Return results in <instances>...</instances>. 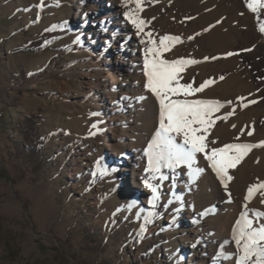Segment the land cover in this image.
I'll return each instance as SVG.
<instances>
[{"label":"rangeland","instance_id":"obj_1","mask_svg":"<svg viewBox=\"0 0 264 264\" xmlns=\"http://www.w3.org/2000/svg\"><path fill=\"white\" fill-rule=\"evenodd\" d=\"M126 8L136 5L130 0ZM105 13L102 0H0V264H238L234 231L251 176L264 182V148L253 149L232 170L227 193L211 200L234 202L229 223H223L225 211H207L211 201L188 203L180 187L170 191L168 184L159 183L153 206L151 191L136 185L150 176L148 163L138 164L134 152L159 131L158 109L129 105L120 84L134 78L146 84L147 77L115 68L125 29L116 30ZM139 15L157 43L180 38L165 53L198 61L185 66L180 83L213 81L202 74L204 66L221 73L203 92L177 98L223 105L214 119H227H216L212 129L224 132L207 139L209 149L264 141V80H255L241 54L259 58L264 34L247 3L142 0ZM45 32L49 46L29 48ZM28 115L35 116V130L25 133L21 123ZM39 142L36 158L28 144ZM127 154L133 156L124 166ZM257 205L264 211V203ZM157 206L160 224L151 232L146 222ZM249 218L254 227L264 225Z\"/></svg>","mask_w":264,"mask_h":264},{"label":"snow or ice","instance_id":"obj_2","mask_svg":"<svg viewBox=\"0 0 264 264\" xmlns=\"http://www.w3.org/2000/svg\"><path fill=\"white\" fill-rule=\"evenodd\" d=\"M124 2L127 7L130 0H124ZM131 2L135 3L136 9L126 11L124 17L135 27L136 35L142 36L141 43L148 45L144 54V70L147 77L145 86L158 99L160 107L159 131L156 132L155 138L148 147V171L154 173L152 179H166L163 175L159 177L155 175L160 173L162 166L171 169L186 166L189 176L195 180L205 171L204 168L196 167L197 154H203L208 166L227 191L229 182L233 180L229 170L235 169L253 149L264 148V141L256 144L231 143L209 149L207 137L216 119H227V116L214 119V114L219 112L223 105L215 100L174 99L173 97L181 95L188 97L203 92L214 81L206 80L197 87H193L192 83H180L182 79L180 74L185 66L198 61L163 58V54L169 51L180 38L164 36L157 43V40L152 38V32H145L146 21L139 15L142 11V0H131ZM39 6L42 8L43 2ZM247 7L258 16L260 9H264V0H250ZM260 31L264 32V23L260 24ZM244 106L247 107V104ZM228 115L232 113L229 112ZM247 134L252 135V132L249 131ZM178 137L182 139V143L177 141ZM145 183L153 193L151 202L155 206L160 199L159 185H153L147 181ZM257 194L264 198V182L250 185L244 199L250 202ZM228 196L231 197V192H228ZM261 202L264 203V199ZM244 209L234 231L235 243L241 252L238 264H264V225L254 227V220L249 218L247 211L248 203L244 204ZM151 215L152 213H149V216ZM261 216H264V213H256V217Z\"/></svg>","mask_w":264,"mask_h":264},{"label":"bare ground","instance_id":"obj_3","mask_svg":"<svg viewBox=\"0 0 264 264\" xmlns=\"http://www.w3.org/2000/svg\"><path fill=\"white\" fill-rule=\"evenodd\" d=\"M103 2L106 5L105 19L109 23H112L113 25H115L116 30H118L119 28L125 29V32L123 34V40L121 43V48L119 50L120 52L118 51V53L120 54V57L122 59L116 60V62L114 63L115 68L121 70L124 74H126V76H138V75L141 76V73L145 72V70H144V54H145V47H146V46H144L145 43H141L142 36L136 35L135 27L124 17V13L126 11H128V9L125 7L124 3L121 0H102V3ZM117 35L118 34H113L110 41H115V37H117ZM107 43H109V40H107ZM228 53H232V52L226 51L223 56H225V58H228L235 63L236 62L235 55L233 54V55L229 56ZM163 58L168 59V60H177L174 53H171V55L168 53H164ZM202 74L206 77H212L213 76L214 77L213 81H215V83H216V82H219V78H220L221 73L220 72L215 73L213 68H207L204 66L202 69ZM117 80H118V78L116 76L114 78V81L116 82ZM145 85L146 84H144V83H142L139 80L134 78V80H132V81L122 82L120 84V87H121V90H123L127 94V96H129V105L138 104V105L144 106L147 110H150V112L151 111L153 112V110L158 109V114H159V118H160L159 101L154 96V94H152L146 88ZM173 98L177 99L178 97H173ZM148 122H150V121H148ZM258 128H259L258 124L254 121L253 125H252V130L257 131ZM222 132H224V131H218V130L211 129L209 134H208L207 139L211 136L216 138ZM143 136H146V134H144ZM154 138H155V136H152V137L147 136V139H148L147 146L144 148L140 147V148L135 150L134 156H135V160L137 161L138 164L140 163L142 165L143 162L148 163V147ZM177 141L179 143H182L181 138L180 139L177 138ZM131 156H133V155L127 154V155L121 156V162L125 163L124 166H129V164H130L129 158ZM242 162H244V161H242ZM196 167L204 168L205 171L203 173H201L198 176V178H196L195 180H193L189 176V174H188L189 170L187 169L186 166H180V167L175 168V169H171V168H168L166 166H162L160 173H157L155 175L157 177H159L160 175H163L164 177H166V179H163V180L152 179L154 173L151 172V174H150V176H148V178H146V179L139 178L140 180L136 181V185L140 186L141 189H147L148 188L150 191H151V189L147 186L145 181H147L148 183H151L153 185H159V183H161L163 185L168 184V188L170 189V191H173L175 188L180 187V189H182V191L185 193V195H186L185 199L188 203H192V202H195L198 200H202V202L204 201L205 203H209L216 196V194L222 196V195H225L227 193V191L224 189L223 185L220 183L218 177L215 175V173L208 166V162L203 157V154H197ZM125 169L127 170L128 167H125ZM232 170L233 169L229 170L230 175L232 173ZM244 170H246L245 167H244ZM255 176L257 177L258 175L253 174L251 176V179L249 180L251 184L260 182V180H257ZM229 184H230V182H229ZM229 189H230V185H229L228 190ZM151 193H152V191H151ZM246 194H247V192H246ZM152 195H153V193H152ZM139 196L144 197L145 195L143 196L142 194H140ZM245 196H243V201H245V199H244ZM177 197L181 198L182 196L178 195ZM262 199L263 198L259 194H257L256 196H254V198L250 202L245 201L246 203H248V207H249L248 214H249V216L257 218L260 221H264V216L256 217V213L257 212L264 213V211L262 209L257 207L258 206L257 203L259 201H261ZM217 200H218L217 203H219L220 206L217 205V203H214L211 201L210 202V204H211L210 209L207 211L209 213L216 214V215L221 214L222 210L225 211L226 214L224 215V218H223L224 222L223 223H226V221L229 223V221H228L229 217L233 213H235L234 202L232 204L231 200L229 201L228 199H227L228 200L227 202H224L222 200V198H218ZM225 226H226V224H224V227ZM218 238H219V240H223L225 243L228 242L226 240V238L222 235L218 236ZM194 251L199 253L200 249H199L198 245H194Z\"/></svg>","mask_w":264,"mask_h":264},{"label":"trees","instance_id":"obj_4","mask_svg":"<svg viewBox=\"0 0 264 264\" xmlns=\"http://www.w3.org/2000/svg\"><path fill=\"white\" fill-rule=\"evenodd\" d=\"M245 3L248 4L249 0H244ZM259 18H258V27L260 30V24L264 23V15L263 14H258ZM264 34V32H262ZM52 42V37L49 36L48 33H43L41 35V37L37 38V39H32L29 41V48H39L41 46H49V44ZM246 51H242L241 54L244 55V59L246 61V63L251 67V71L252 74L255 78V80L260 81V80H264V51L258 56L259 58H254L251 57L249 55H246ZM263 97H264V93H263ZM35 116L33 115H28L25 119V121L23 123H21V125L23 126V131L26 133L28 132H33L35 130L33 124V120H34ZM28 148H30V153L31 156H34L36 158L40 157V153L42 151L43 148V143L39 142V147H35L33 145L28 144ZM162 208L158 206L156 207V209L154 210L155 214L152 220H149L148 222H146L147 227L149 228V231L154 232L157 231V229L154 227L155 223L160 224L157 221V216H160ZM163 212V211H162ZM160 229L162 230V227L160 225ZM161 230L159 232H161ZM81 264H86L84 263V261H81Z\"/></svg>","mask_w":264,"mask_h":264}]
</instances>
